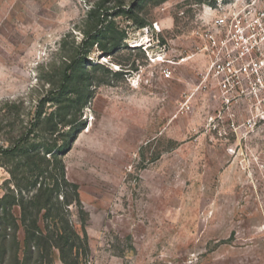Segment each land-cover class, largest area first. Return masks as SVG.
Instances as JSON below:
<instances>
[{
	"label": "rangeland",
	"instance_id": "rangeland-1",
	"mask_svg": "<svg viewBox=\"0 0 264 264\" xmlns=\"http://www.w3.org/2000/svg\"><path fill=\"white\" fill-rule=\"evenodd\" d=\"M216 4L264 0H0V264H63L54 224L65 264H264V113L215 129L200 85Z\"/></svg>",
	"mask_w": 264,
	"mask_h": 264
},
{
	"label": "built area",
	"instance_id": "built-area-1",
	"mask_svg": "<svg viewBox=\"0 0 264 264\" xmlns=\"http://www.w3.org/2000/svg\"><path fill=\"white\" fill-rule=\"evenodd\" d=\"M216 5L215 16L201 23L199 47L206 67L200 85L218 102L213 128L235 132L239 117L264 113V5ZM163 76L171 78L172 71L164 69Z\"/></svg>",
	"mask_w": 264,
	"mask_h": 264
},
{
	"label": "trees",
	"instance_id": "trees-1",
	"mask_svg": "<svg viewBox=\"0 0 264 264\" xmlns=\"http://www.w3.org/2000/svg\"><path fill=\"white\" fill-rule=\"evenodd\" d=\"M74 196L75 199L73 200V202L77 205H80L79 199L77 197L76 194V190H74ZM67 195V194H66ZM64 204L65 205H69L70 203H72L70 200L66 199V196H64ZM44 209L46 210L47 208L44 206ZM67 232H68V228L66 226H62L61 228L57 227V224H54L52 227L49 225L45 226V234L44 237L41 235L40 239H43L42 241L44 242V250L45 252L47 251V253H50V250L53 248L58 249V251L60 252V256H61V260L63 262V264H65V260H64V242L66 240V236H67ZM37 243V242H36ZM39 244V242H38ZM37 246V244H35Z\"/></svg>",
	"mask_w": 264,
	"mask_h": 264
}]
</instances>
